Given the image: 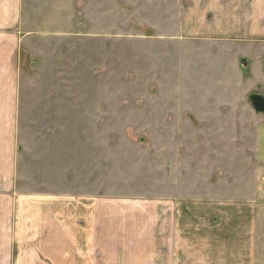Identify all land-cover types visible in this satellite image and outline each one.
Segmentation results:
<instances>
[{
	"label": "rangeland",
	"instance_id": "rangeland-1",
	"mask_svg": "<svg viewBox=\"0 0 264 264\" xmlns=\"http://www.w3.org/2000/svg\"><path fill=\"white\" fill-rule=\"evenodd\" d=\"M176 2H55L66 7V21L32 37L22 56L28 79L21 88L29 93L20 119L28 127L19 130L21 187L63 191L83 202L125 200L131 212L142 202V223L151 222L156 199L179 182L229 188L257 182L264 193V161L251 154L264 116L249 100L263 87H252L248 75L241 83L237 66L226 62V79L213 80L219 65H210L203 43H188L182 28H156L165 18L155 11ZM231 207L242 217L243 207ZM259 218L257 255L264 264V209ZM216 228L224 236L211 234V264H236L235 255L250 252L246 239L241 249V238L226 234L240 232L241 224ZM167 238L172 253L178 244ZM201 251L191 250L195 264H202ZM187 252L176 247L180 264H187Z\"/></svg>",
	"mask_w": 264,
	"mask_h": 264
},
{
	"label": "crops",
	"instance_id": "crops-1",
	"mask_svg": "<svg viewBox=\"0 0 264 264\" xmlns=\"http://www.w3.org/2000/svg\"><path fill=\"white\" fill-rule=\"evenodd\" d=\"M52 1L61 0H0V264H180L176 247L188 250L187 264L197 263L191 254L196 247L203 250L202 264H211V234L224 236L216 227L233 220L241 231L226 234L240 237L241 249L246 239L250 249L235 255L236 264H259L264 193L257 182L231 188L171 185L169 195L154 202L150 223H142V202L131 212L125 200L83 202L63 191L45 189L39 194L21 187L19 130L26 111L23 98L29 93L21 88L28 79L22 56L28 54L32 37L61 28L66 21L61 17L66 7L55 3L58 7L53 8ZM176 1L172 7L164 5L162 12L155 9L156 17L165 18L156 28H182L188 43H203L210 65H219L213 80L226 79L225 62L236 65L241 83L248 75L252 87H263L253 94L264 97V0ZM219 84V95L225 96ZM251 154L257 162L264 161V126L259 122ZM255 169L254 164L249 171ZM231 206L243 207L237 208L242 217L230 214ZM167 235L178 244L172 253Z\"/></svg>",
	"mask_w": 264,
	"mask_h": 264
},
{
	"label": "water",
	"instance_id": "water-1",
	"mask_svg": "<svg viewBox=\"0 0 264 264\" xmlns=\"http://www.w3.org/2000/svg\"><path fill=\"white\" fill-rule=\"evenodd\" d=\"M249 100L253 110L256 113H264V97L257 94H252L249 96Z\"/></svg>",
	"mask_w": 264,
	"mask_h": 264
}]
</instances>
